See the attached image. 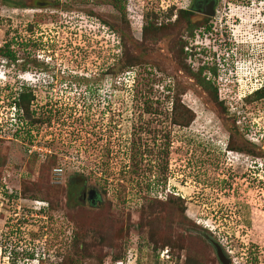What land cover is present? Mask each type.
I'll return each instance as SVG.
<instances>
[{
	"label": "rangeland",
	"instance_id": "1",
	"mask_svg": "<svg viewBox=\"0 0 264 264\" xmlns=\"http://www.w3.org/2000/svg\"><path fill=\"white\" fill-rule=\"evenodd\" d=\"M217 1L0 0V264H264V0Z\"/></svg>",
	"mask_w": 264,
	"mask_h": 264
},
{
	"label": "trees",
	"instance_id": "2",
	"mask_svg": "<svg viewBox=\"0 0 264 264\" xmlns=\"http://www.w3.org/2000/svg\"><path fill=\"white\" fill-rule=\"evenodd\" d=\"M5 2L8 3V0H5ZM17 5L21 6L23 4H21V2H20ZM115 7L119 11H124V8L122 7L121 2L120 3H118V2L115 3ZM190 14H192V11H190V10L189 11L188 10L187 11H182L181 15H180V18L187 20L188 19L187 15H190ZM210 18L211 17H209V18L204 20L203 24L205 23L206 25L205 24L204 25L198 24L197 26L196 25L194 26L193 24L189 23V27H188V31H187L188 37H190V39L191 38H195L197 31H199L202 28L205 29L204 31H208L209 32L211 30V28H212L211 24L210 23L208 24ZM148 26H146V29H148ZM218 38H216V40ZM218 41H219V39H218ZM185 45H188L187 41H185L184 46ZM184 46L181 47L179 52H183V50L186 47V46L185 47ZM0 54L2 56L5 55L4 57L10 59L11 61H16V56L11 51V48H10L9 44L6 45L5 49H0ZM203 54H205V52ZM128 67L131 68V67H134V66H133V64H130ZM188 69H189V72L192 73L197 78V80H198V82L200 84L204 85L206 87V89H209L211 91V94L214 96L216 101L219 102V95H218L219 94V92H218L219 90H218V88L214 86L215 83L212 80H210L207 76H204V73L207 70H209L215 77L219 76L218 67H217L216 63H214L213 66L205 64V65L201 66L199 68V70H197V72H194L190 68H188ZM25 90H27V89L25 88ZM25 90H24V92H22V94L19 95V99L16 100L15 104H16V107L18 109L17 112L20 113L21 111H24L26 116H28L30 118L31 115H32L31 104L35 100V98H34V95H33L32 92H30V93L29 92H25ZM256 94H257L258 100H263L264 99V88H262L261 90L256 91Z\"/></svg>",
	"mask_w": 264,
	"mask_h": 264
},
{
	"label": "clouds",
	"instance_id": "3",
	"mask_svg": "<svg viewBox=\"0 0 264 264\" xmlns=\"http://www.w3.org/2000/svg\"><path fill=\"white\" fill-rule=\"evenodd\" d=\"M204 33V32H203ZM206 34V33H205ZM207 35V34H206ZM217 41L218 40H215V42H214V44L213 43H211V47H206V48H201L200 47V44H198L197 45V49H200V52H201V54H203L204 52L206 53V54H210V53H213V55H211V58H213V59H215V57L217 56L218 58H221V62H220V64H216L217 65V67H219L218 68V71H221L220 70V67H222L223 65H226L225 64V61H226V59H225V56L224 55H221L222 54V51H220V50H215L214 51V49H215V44H217ZM213 44V45H212ZM217 46H219V45H217ZM209 48V50H207ZM209 57V56H208ZM224 70H226V68H224ZM221 73H222V71H221ZM258 91V90H257Z\"/></svg>",
	"mask_w": 264,
	"mask_h": 264
},
{
	"label": "flooded vegetation",
	"instance_id": "4",
	"mask_svg": "<svg viewBox=\"0 0 264 264\" xmlns=\"http://www.w3.org/2000/svg\"><path fill=\"white\" fill-rule=\"evenodd\" d=\"M213 4L214 9L217 13V7H218V1L217 0H197L196 5H194V7L192 9H190V11H192V13H198L200 15L203 16V19H207L209 18L208 16H206L203 11L205 10L206 7H208L210 4Z\"/></svg>",
	"mask_w": 264,
	"mask_h": 264
},
{
	"label": "water",
	"instance_id": "5",
	"mask_svg": "<svg viewBox=\"0 0 264 264\" xmlns=\"http://www.w3.org/2000/svg\"><path fill=\"white\" fill-rule=\"evenodd\" d=\"M203 13L208 17H214L216 15V12H215L213 4L211 3L208 7H206ZM216 246L218 248V256H219L220 262L222 264H230V259L226 257V255L222 251V248L217 244Z\"/></svg>",
	"mask_w": 264,
	"mask_h": 264
},
{
	"label": "built area",
	"instance_id": "6",
	"mask_svg": "<svg viewBox=\"0 0 264 264\" xmlns=\"http://www.w3.org/2000/svg\"><path fill=\"white\" fill-rule=\"evenodd\" d=\"M220 62H221V58H220ZM60 172H61V170H59V169L56 170V173H60Z\"/></svg>",
	"mask_w": 264,
	"mask_h": 264
}]
</instances>
